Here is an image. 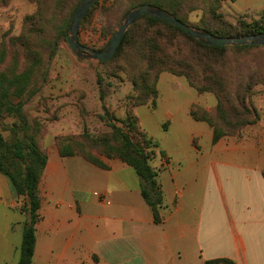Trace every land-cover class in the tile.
Returning a JSON list of instances; mask_svg holds the SVG:
<instances>
[{
    "label": "crops",
    "instance_id": "obj_1",
    "mask_svg": "<svg viewBox=\"0 0 264 264\" xmlns=\"http://www.w3.org/2000/svg\"><path fill=\"white\" fill-rule=\"evenodd\" d=\"M189 110L169 114V137L156 139L152 167L164 159L155 169L160 223L126 163L102 159L103 169L80 156L50 155L32 264H264V124L213 144V130ZM233 175L240 188L241 181L261 182V202L254 196L237 203L238 190L228 185ZM1 181L8 192L0 196V264H17L28 217L12 207L10 180Z\"/></svg>",
    "mask_w": 264,
    "mask_h": 264
},
{
    "label": "rangeland",
    "instance_id": "obj_2",
    "mask_svg": "<svg viewBox=\"0 0 264 264\" xmlns=\"http://www.w3.org/2000/svg\"><path fill=\"white\" fill-rule=\"evenodd\" d=\"M81 1L0 0V55L4 47L6 50L0 71L15 70L16 73H21L28 69L33 57H40L39 60L36 59L39 64L30 85L22 94V99H14L15 109L1 114L0 129L7 143L11 144L17 138L35 136L49 158L52 154H59L58 138L79 137L85 132L92 135L109 132L110 128L102 117L104 111L103 102L100 100L101 90L105 93L104 103L112 116L123 120L129 108L138 117L141 128L155 142L156 139L169 137L167 131L173 119L170 116L185 117L189 105L190 109L193 105L198 106L200 115L203 112L211 113L215 123L223 126L215 111L218 102L216 95L212 92L198 93L184 75L192 74V71L201 72L203 67L196 65V56L194 57L191 51L194 52L195 48L198 52L202 50L195 42L178 32L162 25L151 27L148 31L159 32L178 46L176 53L169 51L175 57L169 58L168 52L161 50L154 51L156 57L182 61L181 63H186V67L181 66L177 68L179 71L175 72L151 73V82L156 77L154 89L157 91V97L150 96L147 104L134 106L129 98L137 94L133 79L144 74H138V69L143 63L142 55L136 51V41L132 42L134 39L127 43L123 53L112 61L99 63L95 60L79 59L72 52L66 36L72 15ZM140 1L99 0L79 29L80 43L95 50L105 49L124 16L139 6ZM249 1L252 0H185L186 21L188 25L196 27L199 21L210 20L213 10L234 24L238 20L250 22L260 17L264 0H253L255 3L252 6H248ZM36 14L38 16L33 22H36L37 29L28 46L22 47L20 42L14 43V39L24 32L26 19ZM29 27L27 24V29ZM130 32L131 36L141 37L147 33L144 23L136 25ZM33 51L38 55L32 54ZM253 54L255 53L230 51L223 65L216 60L203 59L207 62L206 65L217 68L216 76L232 87L247 83L248 74L258 81V84H253V94L248 99V105L259 115V121L225 137H236L250 130L249 128L264 124V81L261 80L264 79V58L257 59ZM195 82L198 83L197 79ZM210 83L212 82H206ZM95 154L101 159H107L97 152ZM160 160L163 163L159 161L156 170L164 168V159ZM152 163L153 161L151 165ZM1 178L7 177L0 173V196L4 197L7 195L8 186ZM246 182L241 181L240 188L238 175H233L228 184L229 188L238 190L237 203L240 199L254 196L261 202V182H255L253 178L251 182ZM21 206L22 200L15 196L12 207L20 212Z\"/></svg>",
    "mask_w": 264,
    "mask_h": 264
},
{
    "label": "trees",
    "instance_id": "obj_3",
    "mask_svg": "<svg viewBox=\"0 0 264 264\" xmlns=\"http://www.w3.org/2000/svg\"><path fill=\"white\" fill-rule=\"evenodd\" d=\"M184 1L141 0L139 4H150L167 10L188 25ZM98 3L99 0H97L85 16L82 24L88 19ZM210 15V20L199 21L196 27L218 37H241L264 33V9L258 19H253L250 22L238 20L235 24L225 20L216 11L212 10ZM37 16L36 14L26 19L24 32L14 39V43L20 42L22 47L28 46V42L36 33V22H33V20ZM40 20H42L41 17ZM140 23L145 24L147 32L145 36H131L130 31ZM27 24L30 26L28 29ZM161 25L192 40L202 50V52H198L195 48L196 52L191 51L192 55L196 56V65L203 67L200 70L201 74L193 73L196 71H192V74L184 75H186L185 77H187L191 87L195 88L198 93L212 92L217 97L218 102L215 111L223 122V126L216 124L209 112H203L200 115V108L198 106L193 105L190 109V115L195 121L206 122L212 128L213 144H216L225 136H230L237 131L239 132L248 126L256 124L259 121V115L250 108L248 99L253 94V84H258V81L248 74L247 83L232 87V85L225 84L223 80L216 76L217 68L206 65L207 62L203 59L216 60L223 65L230 51L237 53L253 52L255 53L252 55L253 57L262 59L264 58V47L255 45L210 46L198 41L178 27L148 16L138 18L131 25L122 38L116 54L109 60L112 61L121 55L127 43H130L132 39H134L132 42L136 41V51L142 55L143 63L138 69V74H144H141L139 78L133 79V84L137 91L136 95L129 97L133 101V105L147 104L150 96L157 97V91L154 89L156 77L151 82V73L163 71L175 72L179 71L177 68L181 66L185 65L186 67L185 62L181 63L182 61L155 56L154 51L161 50L162 52H168L169 58L175 57L169 51L173 50L176 53L178 50L175 42L167 36L159 32H148L151 27ZM32 54L38 55L35 51ZM5 57L6 50L4 47L1 50L0 64L4 61ZM36 59L39 60L40 57H33V61L28 69L21 73H16L15 70L0 71V118L2 117V113L15 109L16 104L13 102L14 99H22V94L30 85L31 78L39 64V61ZM218 62H216L217 65H219ZM192 70L195 69L192 68ZM196 79L198 83L195 82ZM261 80L264 81V79ZM208 81L212 83L206 84ZM104 96L105 93L101 90L100 100L103 102L102 108L104 111L102 117L105 119L110 131L97 135L85 132L79 137L58 138L57 146L59 154L61 157L80 156L90 163L106 169L107 165L95 154L97 152L99 155H104L107 159H117L132 167L141 179L142 196L151 208L155 222L160 223L162 221L160 215V209L162 208V187L157 179L158 172L151 165L158 143L141 128L138 117L129 108L123 120H118L112 116L109 108L104 103ZM153 106L155 107V102ZM47 161L48 155L41 149L35 136L22 139L17 138L9 144L0 129V173L10 180L16 198L22 200L20 212L28 217L23 227L20 257L17 264H32L33 262L36 246V225L43 219L41 213L40 182ZM204 264H236V262L229 258H217L206 260Z\"/></svg>",
    "mask_w": 264,
    "mask_h": 264
},
{
    "label": "water",
    "instance_id": "obj_4",
    "mask_svg": "<svg viewBox=\"0 0 264 264\" xmlns=\"http://www.w3.org/2000/svg\"><path fill=\"white\" fill-rule=\"evenodd\" d=\"M96 2L97 0H82L74 11L70 21L69 33L66 36V40L72 52H74V54L79 59L95 60L99 63H104L111 60L116 54L122 38L124 37L129 27L142 16L153 17L172 26L178 27L198 41L210 46L224 47L255 45L264 47V33L251 34L241 37H218L205 30L183 23L167 10L150 4H142L137 6L134 10L128 12L124 16L123 21L114 31L108 46L102 51H95L80 43L78 39V33L85 16L88 14V12Z\"/></svg>",
    "mask_w": 264,
    "mask_h": 264
}]
</instances>
